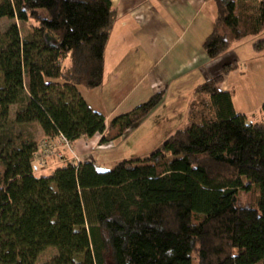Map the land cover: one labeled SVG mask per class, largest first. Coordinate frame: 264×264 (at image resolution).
<instances>
[{
  "label": "trees",
  "instance_id": "1",
  "mask_svg": "<svg viewBox=\"0 0 264 264\" xmlns=\"http://www.w3.org/2000/svg\"><path fill=\"white\" fill-rule=\"evenodd\" d=\"M217 14L203 42L216 59L255 37L264 49V0H212ZM0 264H264L263 119L238 113L219 85L235 59L195 87L188 126L145 157L108 170L67 162L35 176L36 133L69 142L122 136L162 100L153 94L110 120L77 86L103 82L115 20L109 0H0ZM20 24L25 25L21 29ZM257 192L242 204L241 190Z\"/></svg>",
  "mask_w": 264,
  "mask_h": 264
},
{
  "label": "crops",
  "instance_id": "2",
  "mask_svg": "<svg viewBox=\"0 0 264 264\" xmlns=\"http://www.w3.org/2000/svg\"><path fill=\"white\" fill-rule=\"evenodd\" d=\"M109 1L115 20L104 51L103 82L93 89L77 86L79 94L92 111L105 117L106 126L157 92L163 93L162 100L136 126L109 141L108 148L99 147L106 144H100L101 134L80 137L65 148L59 136L44 137L37 126L38 145L42 141L56 146L48 165L58 161L59 154L65 164H78L90 161L93 151L115 150L126 136L149 124L153 116L159 120L151 122V128L157 134L171 135L179 128L172 118L183 114L186 118L195 87L216 75L221 65L231 59L239 66L224 77L220 90L231 92L235 110L246 115L248 121L263 119L260 108L264 103V49L255 52L251 47L255 37H251L233 42L228 52L216 59L208 58L202 46L217 14L212 0ZM143 145L144 150H138L146 155L151 140ZM115 157V162L131 158Z\"/></svg>",
  "mask_w": 264,
  "mask_h": 264
},
{
  "label": "rangeland",
  "instance_id": "3",
  "mask_svg": "<svg viewBox=\"0 0 264 264\" xmlns=\"http://www.w3.org/2000/svg\"><path fill=\"white\" fill-rule=\"evenodd\" d=\"M7 20H3L2 23H0V32L4 31L5 28L7 27V25L9 24L10 21ZM21 29H24L25 25L20 24ZM245 40H251L253 38L251 37H247L244 38ZM182 113V112H181ZM155 120V116H153L150 121L149 124H145L143 125L140 129H138L137 131H135L132 135H128L126 136L123 140L124 143H119L116 145L115 150H108V151H104V153H100V152H96L93 151L92 155L90 156V161H92L94 163V165L100 169V170H108L112 167V165L115 163L116 160V155H122L124 157H131V158H135V157H145L150 151H152V147L154 148L155 146L159 145L163 140H165L168 136H170V134H165V135H160L157 134L156 131H154V128H151L153 121ZM157 120H159L157 118ZM155 120L154 123L157 121ZM161 121V120H160ZM257 121V120H255ZM172 122L176 124V127L179 128H183L188 126V123L186 121L185 115H179V116H174L172 118ZM155 126V125H154ZM138 128V127H137ZM178 128V129H179ZM155 130H159V129H155ZM28 132H34L36 133V137H39L38 135V129L36 125H32L29 126L27 128ZM176 131V130H175ZM174 131V132H175ZM40 138V137H39ZM151 140V146H149L148 148H146V155L140 154V151L138 149H143L144 150V145L143 142L146 140ZM123 142V141H122ZM44 142H40L39 144L42 145ZM56 147V146H55ZM56 150V148H55ZM142 155V156H139ZM51 157H48L45 164L43 165V167H40L37 165V163H35L36 165V169L34 170V175L35 176H49L52 174V172L58 168V167H62L63 165H65V163L63 161H61L60 159L58 161H56L54 164H50L48 165V162H50ZM48 165V166H47ZM238 197L239 200L242 204H246V205H255L256 202V198H257V192L255 190H251V191H244L241 190L238 192ZM56 254V252L51 249L48 248L46 249L37 259V264H42L47 262L49 259H51V257H53Z\"/></svg>",
  "mask_w": 264,
  "mask_h": 264
},
{
  "label": "built area",
  "instance_id": "4",
  "mask_svg": "<svg viewBox=\"0 0 264 264\" xmlns=\"http://www.w3.org/2000/svg\"><path fill=\"white\" fill-rule=\"evenodd\" d=\"M59 138L61 139V142H62L63 146L65 148H68L70 142L68 140H66L65 138H63L61 135L59 136ZM99 147L108 148V147H111V144H109L107 142L106 144H102ZM55 148H56L55 146H51L49 143H43L42 145H40L37 153L35 154V160H36L37 165L40 166V167H43V165L45 164L47 158L50 157V156H54ZM57 158L60 159L61 158V154H59L57 156Z\"/></svg>",
  "mask_w": 264,
  "mask_h": 264
}]
</instances>
